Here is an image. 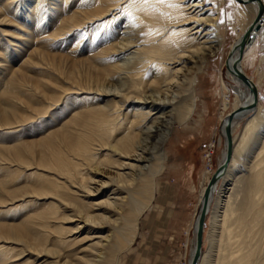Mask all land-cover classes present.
Segmentation results:
<instances>
[{
	"label": "bare ground",
	"instance_id": "obj_1",
	"mask_svg": "<svg viewBox=\"0 0 264 264\" xmlns=\"http://www.w3.org/2000/svg\"><path fill=\"white\" fill-rule=\"evenodd\" d=\"M242 1L235 0L239 5L253 6L250 7L253 14L249 25L256 14L257 3ZM213 2L0 0V21L13 22L27 30L32 28L34 34L27 40L38 36L40 29L46 27L51 30V26H57L52 30L57 36L76 21L82 25L90 20H103L98 28L103 29L101 36L90 33L85 46H95L96 40V46L102 41L106 44L96 54V62L91 58L71 62L70 70L66 72L53 68L63 67L60 58L39 54L42 60L50 61L59 74L65 73L77 90L87 89L91 96L77 98L79 94L76 95L70 103L72 109L66 123L47 131L43 138L25 147L17 141L0 150V163L9 166L19 163L23 170L37 167L40 171L24 175V182L29 184L23 192L49 199L20 222L12 219V223H0V264H100L102 259L104 264L115 262L116 249L112 251L115 247L112 240L122 246L124 235L121 233L127 226V215H138L146 207L145 193H149L153 177L162 168L165 159L162 145L172 123L182 124L189 120L195 108L197 73L206 58L221 48L223 36L215 22L221 0ZM260 2L263 13L258 21L259 28L249 43H243L236 66L248 83H243L230 71L231 63L238 56V41L248 25L229 46L220 65L223 76L232 82L230 89L234 92L229 112L234 113L229 124L231 153L215 180L206 212V219L210 210L213 212L212 233L217 231L216 239L212 235L209 255L201 250L197 264H264V108L258 104L257 82L242 69L245 53L250 50V55L254 56L264 30V1ZM245 8L235 11L237 21H242L248 13ZM84 34L85 31L79 38ZM1 36L0 33V62H4L9 52L7 42ZM10 54L16 61L21 49L19 53ZM4 72L0 70V96L4 100L11 97V102L6 105L7 109L0 110V120L2 126L11 127L34 116L25 114L20 120L16 114L15 120L8 118V110L15 109L18 104L14 92L20 85L14 82V75L11 74L10 79ZM80 73L94 78L88 82L81 80ZM55 77L52 70H40L39 78L34 79V85L42 90L41 95L46 99L54 95L45 90L50 89L51 84L57 87L58 83L52 81ZM130 78L133 82L127 85L126 80ZM218 80L226 105L229 89L223 85L222 72ZM59 88L64 92L71 89L68 86ZM253 90L257 92L256 97L252 95ZM54 99L47 100L53 102ZM125 101L127 105H124ZM76 103H80L79 110H75ZM28 108L30 112L49 115L50 106L40 99L31 100ZM52 115L51 121L56 120L58 116ZM227 115L221 121L224 146L218 166L224 160L222 127ZM39 121L43 123L44 120ZM241 122L244 126L237 138L232 134ZM43 126L44 131L49 129L48 122ZM39 127L41 133L42 124ZM249 153L253 159L246 165L248 172L243 176L237 199L235 194L238 196L239 191L232 190L231 185L239 177L237 165ZM9 166L0 168V171L5 169L0 172V204L13 199L18 192L12 189L16 185H9L14 178ZM209 177H206V183ZM98 195L101 199L96 201ZM111 223L113 227L107 230ZM131 227L134 229L135 226L128 229ZM82 230H86V235L92 239L85 248L92 253L78 255L79 246L76 242L73 245L69 237ZM203 232L204 228L202 243ZM108 251L114 254L113 260L107 258ZM192 252L193 242L190 258ZM94 255L96 258H89Z\"/></svg>",
	"mask_w": 264,
	"mask_h": 264
},
{
	"label": "rangeland",
	"instance_id": "obj_2",
	"mask_svg": "<svg viewBox=\"0 0 264 264\" xmlns=\"http://www.w3.org/2000/svg\"><path fill=\"white\" fill-rule=\"evenodd\" d=\"M207 1L213 2V0ZM208 5L212 6L213 4ZM213 7H215V3ZM241 7H246L244 10L246 12V9H248V13L244 14L242 21L239 22L235 18V11ZM250 7L253 6L239 5L235 0H221L215 21L219 26V32L223 36L221 48L218 53L206 58L205 64L197 73L194 83L195 108L189 120L182 124L176 121L172 123L168 138L162 145V150L165 151L162 168L153 177L149 193H145L147 195L144 200L146 207L138 215H127V226L121 233L124 235L122 246L116 244L114 239L112 240V243H115L112 251L116 249V260L113 264H188L193 242L192 233L199 209L200 192L206 184V177L212 174L220 162L224 146L220 129L221 121L231 111L234 100V92L230 89L232 82L229 78L223 76V68L220 65L224 62L229 46L248 25L253 14ZM102 21L96 20L94 22L90 20L88 21L89 23L84 22L82 25L76 23V21L68 26L69 29L60 31L57 36L52 31L57 26H51V30L46 27L45 30L40 29L38 36L36 35L29 40H27L28 36L34 34L32 28L27 30L24 27L15 25L13 22L0 21L1 37L7 42L9 52L6 61L0 62V70L5 71L7 78L11 79L12 75H14V82L20 85V88H17L14 92L18 104L15 109L8 110V118L15 120L16 114L19 115L18 118L20 120L25 114L34 116L26 122H18L11 127L2 126L3 122L0 120V150H4V147L17 143V141L21 143L22 147H25L43 138L47 131H51L66 123L67 118L71 114L72 106H70V103L73 102L76 95L79 94L77 98L91 96V94L87 93V89L85 91L77 90L76 85L70 84L72 82L67 80L65 73L59 74L54 69L66 72L70 70L71 62L77 63L84 58H91L95 61L97 58L96 54L106 44H103V41L98 42L100 44L97 47L96 40L94 41L95 46L87 47L85 45L89 42L90 33L91 36L97 33L100 35L103 29L98 28L101 26ZM43 24L44 21L42 26H44ZM84 31V37L79 38ZM20 49L21 54L16 61H13L10 53H19ZM251 52L248 50L245 53L242 69L248 77L257 82L258 104L264 108V30L258 39L257 47L253 53L254 56L250 55ZM40 53L47 54V57L60 58L63 67H53L50 61L41 59ZM98 60H102L101 56H99ZM40 70H52L55 73L56 77L52 81L58 83L57 87L51 84L50 89L45 90L46 93H54V95H50L47 98L54 99L56 97L53 102L48 101L45 95H41L42 90L34 85V79L39 78ZM221 72L223 85L229 89L228 94H226V105L223 104L224 99L220 90V81L218 80ZM22 75L24 79L26 77L25 81L20 79ZM80 76L81 80L83 78L87 82L94 78L83 73H80ZM40 81L41 79L38 82ZM126 82L127 85H131L133 78L126 80ZM59 86H68L71 89L64 92ZM34 99H40L44 104L50 106L49 115L30 112L28 104ZM10 102L11 97H6L4 100L0 96V105L4 104L3 107H0V110L7 109L6 105ZM65 104H68L66 108H64ZM78 105L80 103L75 104V107H77L75 110H79ZM124 105H127V101H125ZM52 114L58 116L54 121H51ZM40 119L44 120V124L48 122V130L44 131L45 126H43V123H38ZM197 123H200V125ZM39 124H42L43 128L41 133H39L41 128ZM28 125L30 126L29 128ZM52 125L55 126L52 127ZM243 126L244 122H241L233 130L232 135L238 138ZM37 127L38 130L36 129ZM38 155L39 151L36 152V156ZM242 158L243 160L237 165L236 173H238L239 177L235 179V176L234 185H231V187L233 186L232 190L236 192L241 191L243 176L248 172L246 165L253 159L250 153ZM7 166H9L8 163H0V168H6ZM22 167L19 163H12L8 168L14 172L13 181H10L9 185H16L12 189H17L18 192L17 196L11 199L12 201L8 199L0 204L1 224L12 223V219H15V222H20L36 212L40 204L49 201L48 197L23 192L24 187L29 184V182H24V175L40 170H36V166L26 170H23L24 168ZM235 191L234 193H236ZM240 191L238 196L236 195L237 193L235 194L237 199ZM215 195H217V192ZM98 196L96 201L101 199V195ZM237 199L235 198V200ZM212 213V210H210L204 225L202 243V252L204 251V253L210 251L212 235L214 240L216 239L217 231L212 233ZM129 226L135 227L134 229L132 227L128 229ZM112 227L111 223L110 227L106 229L111 230ZM69 238L72 240L73 245L76 242V245L79 246L78 255L92 253L90 250H85L90 244V240H92L86 235V230L77 231ZM128 239H132L130 244L127 243ZM107 254V258L113 260L114 254L111 251H108ZM89 258H96V255L89 256ZM99 263L104 264L103 259Z\"/></svg>",
	"mask_w": 264,
	"mask_h": 264
},
{
	"label": "water",
	"instance_id": "obj_3",
	"mask_svg": "<svg viewBox=\"0 0 264 264\" xmlns=\"http://www.w3.org/2000/svg\"><path fill=\"white\" fill-rule=\"evenodd\" d=\"M237 2H243L242 0H236ZM257 3L256 14L253 17L251 23L245 29L243 34L241 35L238 41V56L235 57L233 62L231 63L230 71L233 75L239 78L243 83H248L247 78L237 69L238 60L241 54V49L243 47V43H249L253 37L255 31L259 28V18L263 13V6L260 0H249ZM253 97H256L257 92L255 90L252 91ZM234 113H229L227 115L224 126L222 127L223 136L225 139V152H224V160L222 165L215 167L214 171L210 175L204 191L201 196L199 211L197 213V218L195 221V228L193 229V252L190 258L189 264H197L199 260V256L202 250V230L205 225L206 219V212L209 203V195L213 192L215 180L218 178L219 174L221 173L222 169L224 168L225 163L230 157L231 153V144H230V133H229V124L230 120L233 117Z\"/></svg>",
	"mask_w": 264,
	"mask_h": 264
},
{
	"label": "snow or ice",
	"instance_id": "obj_4",
	"mask_svg": "<svg viewBox=\"0 0 264 264\" xmlns=\"http://www.w3.org/2000/svg\"><path fill=\"white\" fill-rule=\"evenodd\" d=\"M146 2H147V0H146ZM158 2L164 3V2H166V0H158Z\"/></svg>",
	"mask_w": 264,
	"mask_h": 264
},
{
	"label": "crops",
	"instance_id": "obj_5",
	"mask_svg": "<svg viewBox=\"0 0 264 264\" xmlns=\"http://www.w3.org/2000/svg\"><path fill=\"white\" fill-rule=\"evenodd\" d=\"M264 1V0H263Z\"/></svg>",
	"mask_w": 264,
	"mask_h": 264
}]
</instances>
